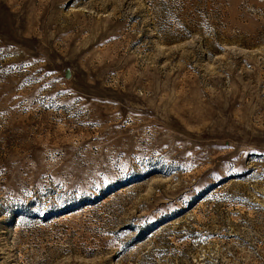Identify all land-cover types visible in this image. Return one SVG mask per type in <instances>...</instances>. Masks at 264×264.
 Segmentation results:
<instances>
[{
    "label": "rangeland",
    "instance_id": "obj_1",
    "mask_svg": "<svg viewBox=\"0 0 264 264\" xmlns=\"http://www.w3.org/2000/svg\"><path fill=\"white\" fill-rule=\"evenodd\" d=\"M0 264H264V0H0Z\"/></svg>",
    "mask_w": 264,
    "mask_h": 264
}]
</instances>
